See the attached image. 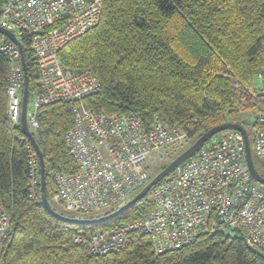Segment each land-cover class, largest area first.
Segmentation results:
<instances>
[{
  "label": "trees",
  "instance_id": "16d2710c",
  "mask_svg": "<svg viewBox=\"0 0 264 264\" xmlns=\"http://www.w3.org/2000/svg\"><path fill=\"white\" fill-rule=\"evenodd\" d=\"M4 3L0 0V13ZM101 3L99 23L58 53L64 67L89 69L97 78L100 91L83 100L87 108L109 115L134 113L145 128L155 117L160 118L168 129L178 127L185 132L190 145L214 126L242 125L238 118L246 109L261 110L257 101L264 97L256 101L250 96L256 75L264 76V0ZM21 44L30 100L38 69L26 36L21 37ZM9 71L10 63L0 53V203L11 216V233L0 264H264L263 252L238 236L219 233L202 235L180 249L158 255L144 237L104 256L86 254L74 243L76 235L88 237L98 229L143 217L151 204L152 188L122 214L95 225L61 221L40 200L30 199L27 143L17 139L24 135L19 125L11 132L6 117ZM234 82L239 85L237 90ZM75 106V102H56L40 107L39 127L31 134L42 153L51 208L69 219H96L120 206L81 213L51 202L56 193L55 176L76 171L64 140L74 124ZM255 127L256 120L254 131ZM247 136L252 156L253 138ZM183 151L156 167L151 179ZM253 164L264 178L254 160Z\"/></svg>",
  "mask_w": 264,
  "mask_h": 264
},
{
  "label": "built area",
  "instance_id": "2783aa9c",
  "mask_svg": "<svg viewBox=\"0 0 264 264\" xmlns=\"http://www.w3.org/2000/svg\"><path fill=\"white\" fill-rule=\"evenodd\" d=\"M101 0H5L0 27L21 43L26 36L38 69L36 88L27 101L28 130L38 127L37 112L56 102H75L74 124L65 145L76 165L73 173L55 176L53 205L71 212L92 213L118 207L151 179L154 169L190 145L180 128L168 129L155 117L149 128L134 114H112L87 108L83 100L96 95L100 84L89 69L64 67L59 51L100 21ZM22 45V44H21ZM23 48V47H22ZM0 53L10 63L7 77L6 117L20 126L24 73L21 51L0 33ZM251 93L264 97V76ZM237 90V82L233 83ZM249 101L248 104H251ZM252 150L264 160V101L259 102ZM27 143L29 197L40 199V171L36 151ZM11 216L0 203V261L11 233ZM235 235L264 253V186L249 175L243 136L226 130L207 140L199 150L153 186L151 204L141 218L98 229L88 237L76 235L74 243L86 254L104 256L144 237L154 254L180 249L205 234Z\"/></svg>",
  "mask_w": 264,
  "mask_h": 264
},
{
  "label": "water",
  "instance_id": "95a60500",
  "mask_svg": "<svg viewBox=\"0 0 264 264\" xmlns=\"http://www.w3.org/2000/svg\"><path fill=\"white\" fill-rule=\"evenodd\" d=\"M0 33L6 35L21 51V62H22V68L24 73V88H23V94H22V101H21V114H20V127L21 131L23 132L24 136L27 137L36 151L38 160H39V169H40V202L41 205L44 207V209L53 217L56 219H59L64 222H69L73 224H79V225H95L102 223L107 220H111L114 217H117L118 215L122 214L124 211L129 209L132 205H134L136 202L142 200L148 192L151 190V188L162 181L164 178H166L169 174H171L177 166H179L181 163H183L185 160L192 157L199 148L211 137L214 135L226 131V130H236L239 131L244 140L245 145V159L247 164V169L249 172V175L251 176V179L255 182H257L260 185L264 186V178L260 176L253 164L252 156H251V150H250V142L246 133V130L244 127L239 123L234 122H227L223 123L218 126H214L204 132L200 137H198L187 149H185L181 154H179L174 160H172L164 169H162L160 172H158L147 185H145L133 198H131L129 201H127L125 204L117 208L115 211L111 212L110 214L96 218V219H87V220H80V219H69L67 217H63L56 213L50 206L47 196H46V189H45V172H44V162L42 153L33 137L31 132L28 130L25 120L26 115V108H27V101H28V76H27V67L24 61L23 57V48L21 43L16 39L14 34L11 32L3 29L0 27Z\"/></svg>",
  "mask_w": 264,
  "mask_h": 264
},
{
  "label": "rangeland",
  "instance_id": "374dc122",
  "mask_svg": "<svg viewBox=\"0 0 264 264\" xmlns=\"http://www.w3.org/2000/svg\"><path fill=\"white\" fill-rule=\"evenodd\" d=\"M259 86L260 84L258 83V81L254 79V87H259ZM256 118H257V112H255L254 110L250 108L244 110L238 118L239 121L242 123V126L244 127V129L249 134L250 138H253V131H254L253 124L255 123ZM252 156H253V160L257 163L259 170L261 171V173L264 174V164H262V159L257 158L253 154V152H252ZM150 199H151V196H150Z\"/></svg>",
  "mask_w": 264,
  "mask_h": 264
},
{
  "label": "bare ground",
  "instance_id": "6f19581e",
  "mask_svg": "<svg viewBox=\"0 0 264 264\" xmlns=\"http://www.w3.org/2000/svg\"><path fill=\"white\" fill-rule=\"evenodd\" d=\"M39 171H40V169H39ZM160 182H161V181H160ZM148 183H149V182H148ZM148 183H147V184H148ZM147 184H146V185H147ZM157 184H158V183H157ZM154 186H155V185H154ZM262 186H263V185H262ZM152 188H153V187H152ZM141 189H142V188H141ZM141 189H140V190H141ZM140 190H138L137 193H138ZM137 193H136V194H137ZM134 196H135V195H134ZM39 200H41V198H40ZM128 201H129V200H128ZM124 204H125V203H124ZM121 206H122V205H121ZM118 208H119V207H118Z\"/></svg>",
  "mask_w": 264,
  "mask_h": 264
}]
</instances>
